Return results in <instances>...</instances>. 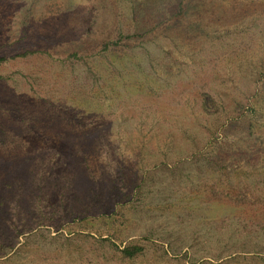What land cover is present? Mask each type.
I'll return each mask as SVG.
<instances>
[{"label":"rangeland","instance_id":"rangeland-1","mask_svg":"<svg viewBox=\"0 0 264 264\" xmlns=\"http://www.w3.org/2000/svg\"><path fill=\"white\" fill-rule=\"evenodd\" d=\"M0 61V264H264V0H0Z\"/></svg>","mask_w":264,"mask_h":264},{"label":"trees","instance_id":"trees-1","mask_svg":"<svg viewBox=\"0 0 264 264\" xmlns=\"http://www.w3.org/2000/svg\"><path fill=\"white\" fill-rule=\"evenodd\" d=\"M121 252H122L124 257L132 258L135 255H137L138 253H140L141 250H140V248H137V247H127V248H124Z\"/></svg>","mask_w":264,"mask_h":264}]
</instances>
